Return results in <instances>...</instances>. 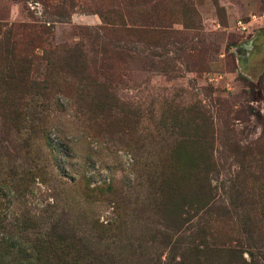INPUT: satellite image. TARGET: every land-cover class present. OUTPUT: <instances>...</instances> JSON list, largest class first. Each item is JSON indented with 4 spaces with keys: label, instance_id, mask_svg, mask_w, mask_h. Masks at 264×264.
I'll list each match as a JSON object with an SVG mask.
<instances>
[{
    "label": "rangeland",
    "instance_id": "obj_1",
    "mask_svg": "<svg viewBox=\"0 0 264 264\" xmlns=\"http://www.w3.org/2000/svg\"><path fill=\"white\" fill-rule=\"evenodd\" d=\"M125 1L0 0L107 88L0 101V264H264V0Z\"/></svg>",
    "mask_w": 264,
    "mask_h": 264
},
{
    "label": "trees",
    "instance_id": "obj_2",
    "mask_svg": "<svg viewBox=\"0 0 264 264\" xmlns=\"http://www.w3.org/2000/svg\"><path fill=\"white\" fill-rule=\"evenodd\" d=\"M126 1L128 5L141 2ZM97 15L104 25L122 27V24L110 22L100 13ZM22 27L16 24H0V101L1 105H6L7 113L15 114L12 111L15 107L12 106L24 93L44 91L50 88V84H59L66 76L78 82L80 92H107L105 83L98 80L105 78L102 76L103 66L90 69L81 50L73 48L55 52L43 42L42 36L46 33L44 29L39 28V32H35L28 28L23 30ZM35 50L41 51L45 63V73L39 82L31 77L32 54Z\"/></svg>",
    "mask_w": 264,
    "mask_h": 264
}]
</instances>
